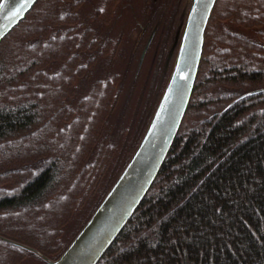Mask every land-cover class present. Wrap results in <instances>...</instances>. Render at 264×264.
<instances>
[{"label":"trees","instance_id":"16d2710c","mask_svg":"<svg viewBox=\"0 0 264 264\" xmlns=\"http://www.w3.org/2000/svg\"><path fill=\"white\" fill-rule=\"evenodd\" d=\"M183 4L38 0L0 42V264H50L97 208L161 97ZM97 264H264V0L217 1L171 150Z\"/></svg>","mask_w":264,"mask_h":264},{"label":"water","instance_id":"95a60500","mask_svg":"<svg viewBox=\"0 0 264 264\" xmlns=\"http://www.w3.org/2000/svg\"><path fill=\"white\" fill-rule=\"evenodd\" d=\"M37 1H0V42L25 19ZM217 1L190 0L172 69L140 141L92 215L50 264H97L144 200L190 104L205 32Z\"/></svg>","mask_w":264,"mask_h":264},{"label":"rangeland","instance_id":"374dc122","mask_svg":"<svg viewBox=\"0 0 264 264\" xmlns=\"http://www.w3.org/2000/svg\"><path fill=\"white\" fill-rule=\"evenodd\" d=\"M189 2L190 0H184V4H183V7H182V11H181V20L179 22V26H178V30H177V35H176V40H175V44L173 45V48L170 52V55L168 57V61H167V67L165 69V82L167 81L168 79V76L170 74V71L172 69V66H173V63H174V59H175V55H176V51H177V45H178V42H179V38H180V34H181V30H182V25H183V21H184V18H185V15H186V12H187V8L189 6Z\"/></svg>","mask_w":264,"mask_h":264},{"label":"bare ground","instance_id":"6f19581e","mask_svg":"<svg viewBox=\"0 0 264 264\" xmlns=\"http://www.w3.org/2000/svg\"><path fill=\"white\" fill-rule=\"evenodd\" d=\"M1 1V0H0Z\"/></svg>","mask_w":264,"mask_h":264}]
</instances>
